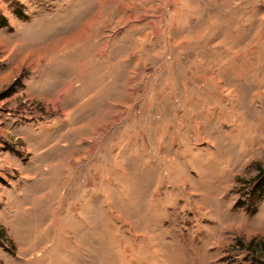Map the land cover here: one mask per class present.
I'll use <instances>...</instances> for the list:
<instances>
[{"label":"rangeland","instance_id":"obj_1","mask_svg":"<svg viewBox=\"0 0 264 264\" xmlns=\"http://www.w3.org/2000/svg\"><path fill=\"white\" fill-rule=\"evenodd\" d=\"M261 173L264 0H0V264H264Z\"/></svg>","mask_w":264,"mask_h":264},{"label":"trees","instance_id":"obj_2","mask_svg":"<svg viewBox=\"0 0 264 264\" xmlns=\"http://www.w3.org/2000/svg\"><path fill=\"white\" fill-rule=\"evenodd\" d=\"M262 177H263V173H261L260 175H257L256 181L258 180V182L254 183V184H250L249 183L250 185L247 188V192L246 193H252V192L254 193V192H257V191L263 192L264 191V177L263 178Z\"/></svg>","mask_w":264,"mask_h":264}]
</instances>
